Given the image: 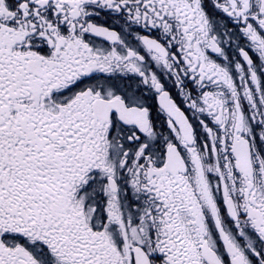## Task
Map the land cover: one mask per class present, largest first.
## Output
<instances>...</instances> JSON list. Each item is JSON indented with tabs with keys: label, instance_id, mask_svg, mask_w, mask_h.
I'll return each mask as SVG.
<instances>
[{
	"label": "snow or ice",
	"instance_id": "6c2138e0",
	"mask_svg": "<svg viewBox=\"0 0 264 264\" xmlns=\"http://www.w3.org/2000/svg\"><path fill=\"white\" fill-rule=\"evenodd\" d=\"M0 264H264V0H0Z\"/></svg>",
	"mask_w": 264,
	"mask_h": 264
}]
</instances>
